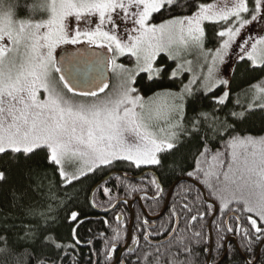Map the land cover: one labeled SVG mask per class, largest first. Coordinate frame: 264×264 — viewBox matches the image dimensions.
I'll use <instances>...</instances> for the list:
<instances>
[{
    "label": "snow or ice",
    "instance_id": "1",
    "mask_svg": "<svg viewBox=\"0 0 264 264\" xmlns=\"http://www.w3.org/2000/svg\"><path fill=\"white\" fill-rule=\"evenodd\" d=\"M254 22L264 0H0V264H264ZM231 57L258 74L247 103ZM166 189L161 223L117 211L121 191L159 207Z\"/></svg>",
    "mask_w": 264,
    "mask_h": 264
},
{
    "label": "trees",
    "instance_id": "2",
    "mask_svg": "<svg viewBox=\"0 0 264 264\" xmlns=\"http://www.w3.org/2000/svg\"><path fill=\"white\" fill-rule=\"evenodd\" d=\"M204 2H209V0H204ZM244 68H245V65H243L242 63H239L237 65L233 75H232L233 76V80H234L233 87L235 89H237L238 92H241L242 90L250 89L249 81H251V83L255 84L256 81H255L254 77L258 75L257 73H253V74H249L248 76L245 77L244 71H243ZM164 86L168 87L169 85H164ZM240 101H241V99H240ZM241 103H243V102L241 101ZM242 127L247 132L252 133V134H264V112L255 111V112L251 113L249 119L247 120V122ZM128 175L131 176L132 173L130 172V173H128ZM14 179L20 180V179H23V177L18 175V176H15ZM89 183H91V181L86 182L85 185H83V187L87 188V185ZM80 188H81V186L78 185L75 189H73L72 193H70V194L71 195H75L77 192H80ZM180 191H181V189H177L176 193H174L172 195L170 203L175 202L178 199ZM5 195H6V193H5ZM95 195H96V200L98 202V205L103 206L104 204H106V201L104 200V198L99 193H96ZM118 195H119L120 199H127L128 201H132V200L140 197L142 195V193L137 192V193H132L131 195H126L123 191H121V192L118 193ZM84 196H85V193L80 192V201H81V203L84 202ZM166 199H167V189H166L165 200L161 201V204H160L159 207L151 206L149 201H144V200H142V204H143L144 208L147 210V212H148V214L150 216H157L163 210V208L165 206ZM117 211L123 213V215L126 218V222L127 223L130 222L131 212H130V209H129L127 203L119 205ZM141 211H142V209L140 207L139 202L137 201L135 206H134V214H138ZM91 215H92L93 219H99V220L107 219L110 222V224H112L113 226H117V222H115L113 220V214L112 213H109L105 217L104 214L98 213L97 211H92ZM165 219H167V215L166 214H164L163 217L160 220L155 221L153 223H161ZM93 227H98L100 229H104V228H106V225L101 223L99 225H93ZM121 227H122V225H121ZM206 231H207V229H206ZM133 232H135V229H133ZM121 235L124 236V235H126V233L121 232ZM230 236H234V235H230ZM237 241H238V238H237ZM238 243H239V241H238ZM208 245L210 247V239L208 241ZM230 246L232 248H234V249L236 248V245H234V244H230ZM97 247H99V245H97ZM213 247H214V244H213ZM258 250H259V246H257V249L255 250L256 251V255H258ZM81 252L84 253V254H87L88 253V249L87 248H82ZM245 255H247V253H245ZM260 257H264V249L261 250ZM239 261H240L239 254L238 253H234V258L232 259L231 264H239ZM226 264H229V262L226 261Z\"/></svg>",
    "mask_w": 264,
    "mask_h": 264
},
{
    "label": "rangeland",
    "instance_id": "3",
    "mask_svg": "<svg viewBox=\"0 0 264 264\" xmlns=\"http://www.w3.org/2000/svg\"><path fill=\"white\" fill-rule=\"evenodd\" d=\"M264 28V25H259V24H256L254 22L253 25H249L248 28L245 29V31H248V30H252V34L253 35H256L257 33H260L261 32V29ZM234 57H231L229 59L226 60V64L224 66H221L222 68V71H223V68L227 65V64H231L232 67L229 68L228 72H227V77H232L233 78V73L237 67V65L239 64V62H235L233 63L234 61ZM226 77V78H227ZM239 93V96H240V99L243 103H247L249 102L250 98L253 96V95H256L258 93H256L252 88L248 89V90H242L241 92H238Z\"/></svg>",
    "mask_w": 264,
    "mask_h": 264
},
{
    "label": "water",
    "instance_id": "4",
    "mask_svg": "<svg viewBox=\"0 0 264 264\" xmlns=\"http://www.w3.org/2000/svg\"><path fill=\"white\" fill-rule=\"evenodd\" d=\"M137 201L139 202L140 206L143 205V204H142V200L139 199V197L136 198V199H134V200H132V201H128V203H127V204H128V207H129V209H130V212H131V219L134 217V206H135V204H136ZM166 202H167V203H170V200H168V197H167V199H166ZM166 202H165V206H166ZM165 206H164L163 210L161 211V213H160L159 215H157V216H150V215H149L150 218H151V221H158V220H160V219L162 218V217H161V214L164 212ZM144 209H145V208H144ZM97 212H98V213H101V214H104L103 211H97ZM227 242H228L229 245H230V244H234V245H236V247H237V245H238L237 238L234 237V236H230V237L227 239ZM213 244H214V241H213L212 239H210V248L213 247ZM261 250H262V249L259 248L257 257H260V255H261Z\"/></svg>",
    "mask_w": 264,
    "mask_h": 264
},
{
    "label": "flooded vegetation",
    "instance_id": "5",
    "mask_svg": "<svg viewBox=\"0 0 264 264\" xmlns=\"http://www.w3.org/2000/svg\"><path fill=\"white\" fill-rule=\"evenodd\" d=\"M118 207H119V206H118ZM140 207H141V206H140ZM134 215H135V214H134ZM130 222H131V218H130ZM130 222H129V223H130ZM150 222H155V221H151V220H150Z\"/></svg>",
    "mask_w": 264,
    "mask_h": 264
},
{
    "label": "bare ground",
    "instance_id": "6",
    "mask_svg": "<svg viewBox=\"0 0 264 264\" xmlns=\"http://www.w3.org/2000/svg\"><path fill=\"white\" fill-rule=\"evenodd\" d=\"M214 241V240H213Z\"/></svg>",
    "mask_w": 264,
    "mask_h": 264
}]
</instances>
